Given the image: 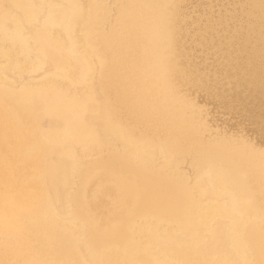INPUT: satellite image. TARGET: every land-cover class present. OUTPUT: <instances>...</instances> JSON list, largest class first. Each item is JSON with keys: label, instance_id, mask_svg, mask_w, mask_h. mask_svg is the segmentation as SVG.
Segmentation results:
<instances>
[{"label": "bare ground", "instance_id": "obj_1", "mask_svg": "<svg viewBox=\"0 0 264 264\" xmlns=\"http://www.w3.org/2000/svg\"><path fill=\"white\" fill-rule=\"evenodd\" d=\"M0 264H264V0H0Z\"/></svg>", "mask_w": 264, "mask_h": 264}]
</instances>
